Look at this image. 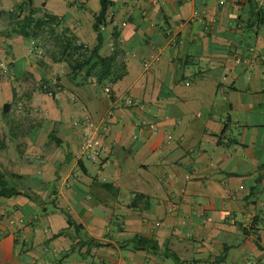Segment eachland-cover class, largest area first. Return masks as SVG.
I'll use <instances>...</instances> for the list:
<instances>
[{
    "label": "crops",
    "instance_id": "obj_1",
    "mask_svg": "<svg viewBox=\"0 0 264 264\" xmlns=\"http://www.w3.org/2000/svg\"><path fill=\"white\" fill-rule=\"evenodd\" d=\"M107 1L98 52L126 74L97 85L13 31L31 10L91 49L100 0H0V170L21 192L0 198V264H264V23L249 0Z\"/></svg>",
    "mask_w": 264,
    "mask_h": 264
},
{
    "label": "trees",
    "instance_id": "obj_2",
    "mask_svg": "<svg viewBox=\"0 0 264 264\" xmlns=\"http://www.w3.org/2000/svg\"><path fill=\"white\" fill-rule=\"evenodd\" d=\"M249 2L253 6L251 8V14L258 18L259 22L264 23V9L257 8V5L253 4L250 0ZM100 4L101 10L98 14L94 15L93 24V30L97 34V44L91 49L77 44L75 37L69 33L67 34L65 29L57 34L56 30L62 23L57 18L44 15L42 18L33 19L32 15L34 13L31 10L27 15L28 18L14 29L13 34H17L23 39L32 40L37 37L36 32L41 30V34L47 36L46 41H51L56 50L46 51L45 56H50L53 62L65 61L69 67L70 75L84 71L86 77L93 76L97 85L114 84L123 78L126 70L123 61L116 57L117 51L114 50L108 57L99 55L98 51L103 40L101 27L104 25L106 7L109 2L107 0H100ZM55 87L58 88L57 86ZM50 93L51 96H54L55 91L52 90ZM51 138L54 139V135H51ZM14 179H19V176L2 173L0 170V198H10L21 194L10 183ZM136 198L138 199L139 197ZM68 222L72 224L69 219ZM74 227L77 228L78 226L74 225ZM137 240L142 245L149 242L141 238Z\"/></svg>",
    "mask_w": 264,
    "mask_h": 264
},
{
    "label": "built area",
    "instance_id": "obj_3",
    "mask_svg": "<svg viewBox=\"0 0 264 264\" xmlns=\"http://www.w3.org/2000/svg\"><path fill=\"white\" fill-rule=\"evenodd\" d=\"M52 85L46 87L48 94L51 95ZM128 104H132V101L128 100ZM95 125L88 118L84 120L83 128V140L81 143V152L84 156L92 161L98 160L100 154L107 151L106 147H103L100 141L95 137Z\"/></svg>",
    "mask_w": 264,
    "mask_h": 264
},
{
    "label": "rangeland",
    "instance_id": "obj_4",
    "mask_svg": "<svg viewBox=\"0 0 264 264\" xmlns=\"http://www.w3.org/2000/svg\"><path fill=\"white\" fill-rule=\"evenodd\" d=\"M43 35H44V37H45L46 40H47V36H46L45 34H43ZM43 35H42V36H43ZM128 100H129V99L126 100V104H127V105H129V104H128ZM130 101H131V100H130ZM133 105H134V103H133ZM130 106H132V105H130Z\"/></svg>",
    "mask_w": 264,
    "mask_h": 264
}]
</instances>
